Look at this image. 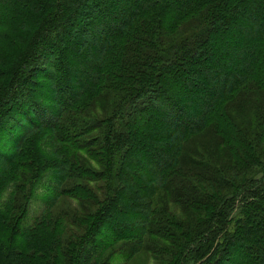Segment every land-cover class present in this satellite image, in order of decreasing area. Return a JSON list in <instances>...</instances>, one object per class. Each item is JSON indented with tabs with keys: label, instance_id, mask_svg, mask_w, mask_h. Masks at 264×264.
I'll return each mask as SVG.
<instances>
[{
	"label": "trees",
	"instance_id": "16d2710c",
	"mask_svg": "<svg viewBox=\"0 0 264 264\" xmlns=\"http://www.w3.org/2000/svg\"><path fill=\"white\" fill-rule=\"evenodd\" d=\"M263 58L264 0H0V261L41 242V264H99L107 248L164 252L168 264L192 250L197 264H264V174L246 179L249 164L209 166L187 151L217 134L238 88L258 87ZM251 131L234 125L236 148L263 155ZM182 161L176 218L158 200L170 184L154 182ZM36 178L48 194L27 220L24 185ZM181 222L191 229L180 237ZM73 225L68 257L60 236Z\"/></svg>",
	"mask_w": 264,
	"mask_h": 264
},
{
	"label": "rangeland",
	"instance_id": "374dc122",
	"mask_svg": "<svg viewBox=\"0 0 264 264\" xmlns=\"http://www.w3.org/2000/svg\"><path fill=\"white\" fill-rule=\"evenodd\" d=\"M260 65H256L257 71L255 74V78H259L260 82L258 83L257 87V80L254 82V79L251 81L250 84H245L242 88H238L239 90H242L243 93L239 95L238 89L233 94V100H231L230 105L228 106V103L226 104V110L224 109L225 105L223 107H220L217 114L215 115V123H216V129L217 134L214 132H210L207 134H202L197 138L190 139L188 144L187 151H193L195 150L196 153L199 154L200 157H196L198 159H203L204 164H208L209 166H221L226 167L227 164H249V168L246 170L250 174L247 178L252 176L256 173V178L262 180V176L264 174V168H262V172L259 171L260 164H264V154L260 155L259 151L254 150V152H243L241 150H238L236 147L238 146V138L236 137L234 133V125H241L243 127H252V131L250 135L253 138L254 132H257L261 136L260 143H256L257 146L261 144L262 141H264V125L263 127H257L256 124H263L264 122V58L259 63ZM219 69H218V75H219ZM239 95V96H238ZM229 113L231 118L227 119L225 116V112ZM253 139V143H254ZM262 146L264 147V142L262 143ZM6 147H3V150H5ZM261 157V158H260ZM195 159V158H194ZM256 164H259L256 165ZM170 169H173L170 176H169V168H167L164 171L163 176L159 179V182H154L155 184H162V183H169V188H165L166 190L161 191L160 188V196L158 200L162 202L161 199H164V202H168V206L166 208V212L171 213L174 212L178 214L176 218H181L183 212H185V206H184V197L183 193L186 191L184 189V184H187L189 181L188 175L190 174V163H187L185 161H182L181 163L173 162L167 165ZM263 167V166H262ZM259 168V169H258ZM258 170V171H257ZM257 171V172H256ZM247 175V173H246ZM140 177H138L139 179ZM239 180H244V176L241 175ZM38 179H34L32 181L31 187L28 185H24V192L26 193V200L30 201V207L29 212L27 216V220L31 219L33 216L38 214V212L41 210V208L45 204V196H47V188L45 184H43V180L38 186V188H34L36 182ZM233 186L238 183V180L234 179V182H231ZM232 186V187H233ZM229 187H226L222 189V191L219 193L220 197L227 194L231 189ZM244 193V192H243ZM65 201V202H64ZM63 203L65 206H69V214H72L74 209L72 208L71 201L68 197L64 198ZM84 203L82 202V205ZM84 208V205H83ZM83 210V209H82ZM80 210L79 213H83V211ZM235 213L237 210L234 211ZM232 213L231 215L235 214ZM27 224V222H26ZM181 225L184 229H181L178 233L180 237L182 235L187 234L191 226L187 223H182ZM58 229L60 228L57 227ZM72 228V229H71ZM75 225L65 228L63 236L65 247H67L68 250V257H71L72 255H75V252H73V248H75L74 243H70L71 235L74 233ZM159 230V229H157ZM185 239V238H184ZM27 239H24V242ZM149 241H151V246L155 249V245L157 242H162L158 240L156 237H152ZM171 247L178 248L179 245H171ZM39 249L35 254L32 253L33 249ZM9 250V249H8ZM15 251H20L21 254L19 256H16L13 259V262L9 261H0V264H41V261L46 259L47 249L45 245L41 242L38 243V245L32 249L29 248H23L19 249V247L15 248ZM52 251V249H51ZM100 250L98 251V253ZM104 252V253H103ZM103 256L101 257V260H99V264H102V261H108L107 264H168V255L164 252L160 255H155L153 251L151 252H144L139 251L136 254H131V257L127 259L126 255H123V253L120 250L115 251H109V248L105 249L103 251ZM108 252L110 253V256H108ZM196 251L192 250L191 255H186L188 260H186L185 264H197L200 259H196L195 257ZM191 256H194L193 258ZM52 261H54V258H52ZM75 261V260H74ZM53 263L56 264H68L66 257H63L59 263L54 261ZM77 262L75 261L74 264ZM79 264H81L79 262ZM176 264V263H173ZM177 264H183L178 262Z\"/></svg>",
	"mask_w": 264,
	"mask_h": 264
}]
</instances>
